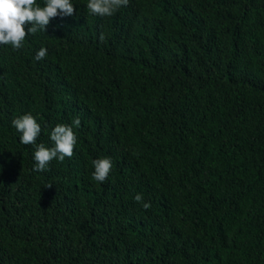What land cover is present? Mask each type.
I'll use <instances>...</instances> for the list:
<instances>
[{
    "label": "trees",
    "instance_id": "trees-1",
    "mask_svg": "<svg viewBox=\"0 0 264 264\" xmlns=\"http://www.w3.org/2000/svg\"><path fill=\"white\" fill-rule=\"evenodd\" d=\"M72 3L0 45V264H264V0ZM26 113L73 156L34 171Z\"/></svg>",
    "mask_w": 264,
    "mask_h": 264
},
{
    "label": "clouds",
    "instance_id": "clouds-1",
    "mask_svg": "<svg viewBox=\"0 0 264 264\" xmlns=\"http://www.w3.org/2000/svg\"><path fill=\"white\" fill-rule=\"evenodd\" d=\"M129 0H88L86 5L90 14L100 17L114 15L122 6H127ZM75 12L72 0H44V6L37 4L36 0H0V45H11L13 50L23 47V42L29 34L37 31H46V26L56 17L72 16ZM30 25L25 31V26ZM103 33L99 40L104 41ZM47 49L41 47L35 55V60L45 58ZM79 117L72 121V125L80 126ZM17 132L21 133L19 142L24 145H36L33 158L34 171L44 172L53 159L63 162L66 157L71 158L77 144V135L73 126L58 123L50 132L53 147L43 143L37 144L41 134V124L31 113H26L11 121ZM94 172L92 178L104 183L113 167L110 157H101L92 161ZM47 185L46 187H50ZM134 200L147 210L150 202H144L143 194L137 193Z\"/></svg>",
    "mask_w": 264,
    "mask_h": 264
}]
</instances>
